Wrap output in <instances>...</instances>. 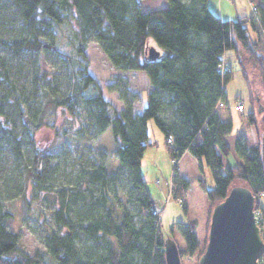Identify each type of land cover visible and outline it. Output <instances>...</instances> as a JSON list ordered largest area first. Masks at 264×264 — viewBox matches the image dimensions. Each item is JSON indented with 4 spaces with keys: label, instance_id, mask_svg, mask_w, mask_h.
Listing matches in <instances>:
<instances>
[{
    "label": "trees",
    "instance_id": "1",
    "mask_svg": "<svg viewBox=\"0 0 264 264\" xmlns=\"http://www.w3.org/2000/svg\"><path fill=\"white\" fill-rule=\"evenodd\" d=\"M4 1L29 34H0V142L8 144L14 156L21 157L22 146L33 145L43 126H54L60 110L77 117L79 109L84 108L91 136L111 127L119 168L111 172L97 162L82 166L80 178L85 180V189L80 181L79 189L58 190L59 205L52 206L51 213L59 231L47 229L46 252H25L13 229L14 213L0 203V264H165L161 217L152 214L156 204L141 173L143 152L150 143L146 127L150 117L163 133L169 158L179 160L188 152L199 163L203 159L211 169L214 187L207 188L199 179L210 203L208 218L213 205L235 180L254 195L264 191L260 137L252 145L241 136L228 143L232 123L217 111L218 105L226 102L224 82L232 72L229 66L224 71L219 67L227 49L234 50L241 63L244 57L254 66L264 86V0H257L256 12L244 19H221L207 0H168L166 6L154 10H142L138 0ZM37 23L65 25L79 58L39 37ZM2 25L0 20V30ZM250 28L256 30L255 37ZM150 38L156 46L149 43ZM90 39L99 44L114 69L144 72L150 88L140 113L133 109L136 96H128L129 81L119 74L113 75L115 83L108 89L118 92L123 108L118 113L110 112V103L87 71L84 49ZM1 50L16 55L47 50L68 61L66 91L58 89L48 76L37 74L29 91L22 89L11 80ZM246 117L250 124H256L253 111ZM78 131L83 134L84 127ZM54 133L59 142L66 129L59 126ZM231 151L238 160L224 162ZM172 171L171 192L176 200L189 181L179 172L177 163H173ZM121 178L127 180L133 209L110 193ZM43 181V175L26 169L18 189L25 212L34 208L37 198L33 190L43 188ZM196 226L191 219L175 221L169 227L170 233L176 229L184 240V246H178L181 261L193 254L198 259L204 250L206 239L201 246ZM263 260L264 253L260 264Z\"/></svg>",
    "mask_w": 264,
    "mask_h": 264
},
{
    "label": "rangeland",
    "instance_id": "2",
    "mask_svg": "<svg viewBox=\"0 0 264 264\" xmlns=\"http://www.w3.org/2000/svg\"><path fill=\"white\" fill-rule=\"evenodd\" d=\"M138 2L142 10H154L166 6L168 0H138ZM0 20L3 23L0 34L3 37L27 36L29 34L28 29L21 28V23L13 13V8L4 0H0ZM36 27L40 28V31H36L39 37L79 58L80 55L74 52L71 31L65 25L60 24L52 27L37 23ZM253 35V37L256 36L255 33ZM261 37H264V33ZM149 43L156 46L152 38L149 39ZM1 54L8 64L11 80L22 89L29 91L34 83V76L37 74L41 77L48 76L53 79L54 85L58 89L63 92L66 91L68 61L63 60L52 51L22 52L20 55H16L13 51L1 50ZM223 58L232 72L230 78L224 82L226 102L220 103L217 111L223 119L230 120L232 123L233 132L227 136V141L232 144L238 136H241L248 145H252L259 141V137L264 131V86L260 81L257 69L248 64L244 57L242 58L243 63H241V58L234 50L227 49L224 51ZM84 59L87 62L88 73L96 79L103 97L110 103L111 113L113 111L118 113L123 108V102L119 99L118 92L108 89L109 85L115 83L114 74H119L129 81L131 92L128 93V96L131 97L132 94L136 96L133 109L142 111L147 100L146 91L149 89L148 80L143 72L114 69L99 44L93 39L87 42L84 49ZM242 66L246 69V74H244ZM238 102L243 104L241 111L234 107ZM259 107H262L261 110ZM250 111L254 112L255 125L250 124L247 120L246 114ZM87 122L88 117L84 108L79 109L77 117L67 115L60 110L54 126H43L36 133L33 145L27 143L22 146L21 157L14 156L8 144L3 141L0 142V203L5 209L14 213L13 229L18 232L19 240L27 253L47 251L45 243L47 229L59 231L51 213V207L59 205L58 190L62 188L67 191L79 189L78 182L80 181L81 187L85 189V180L80 178L82 166L90 167L91 163L97 162L105 164L111 172L117 171L119 168L112 141L111 127L109 126L100 135L93 137ZM59 126L66 129V135L57 142L54 137V129ZM81 127H84L83 134L78 131ZM146 127L150 143L146 146L141 159V173L146 187L152 197L159 193L165 199L167 192H169L166 201L171 200L170 202L182 212H185L186 209V206L183 208V204L186 205V201H191L189 216L184 215L183 222L191 219L197 222L196 233L202 246L205 239L207 240L210 203L205 193L201 192L194 181L201 178L207 188L214 187L212 171L203 159H201L200 166L196 170L193 161L190 160L191 154H187L182 164L187 168L192 187L188 185L185 190L184 201H181L180 197L176 200L173 199L171 192L173 161L168 158L163 133L151 117L146 120ZM42 152L46 154H41ZM237 160L238 158L234 156L232 151L227 158H224V162ZM27 168L45 177V181L42 183L44 187L33 190L37 199L34 208L29 212L22 209L20 193H18V189L22 187L23 179L26 176ZM235 184H242V182L235 180L232 185ZM27 192H31V188H27ZM110 193L115 194L130 209H133L125 178L118 179ZM67 199L69 198L67 197ZM169 218L172 216H166L160 222V234L164 239L166 237L174 239L177 246L183 247L184 240L180 233L176 229L170 233L169 227L172 221ZM262 234L264 235V232ZM82 241L89 243L85 238ZM197 261L196 254H193L190 257H185L181 262L182 264H196Z\"/></svg>",
    "mask_w": 264,
    "mask_h": 264
},
{
    "label": "water",
    "instance_id": "3",
    "mask_svg": "<svg viewBox=\"0 0 264 264\" xmlns=\"http://www.w3.org/2000/svg\"><path fill=\"white\" fill-rule=\"evenodd\" d=\"M260 150L264 169V131ZM254 202V194L246 185L235 184L213 205L207 240L197 264L259 263L264 253V235L254 217ZM163 244L165 264H182L175 240L166 237Z\"/></svg>",
    "mask_w": 264,
    "mask_h": 264
},
{
    "label": "crops",
    "instance_id": "4",
    "mask_svg": "<svg viewBox=\"0 0 264 264\" xmlns=\"http://www.w3.org/2000/svg\"><path fill=\"white\" fill-rule=\"evenodd\" d=\"M207 3H208L209 7L212 10L217 12V14L220 16L221 19H236V18H243L244 19L245 17L250 16V15L253 14V12L251 11L250 5L248 3V0H207ZM255 25H257V23ZM255 31L256 30L250 28V32L254 33ZM224 64H225V62H224ZM226 66H228V65H226ZM148 86L150 88L149 83H148ZM148 91H149V89H147L146 92H148ZM134 111L140 113V111H137L136 109H134ZM187 154H189V153L185 152L182 155V157L179 159L178 165H179V170L182 173V176L186 177L189 180V176L187 174V168L185 167V165L183 166V164H182L184 159L186 158ZM190 156H191L190 160L193 161L194 168H196V170H197L198 167L200 166L199 165V161L194 156H192V155H190ZM168 158H169V156H168ZM194 183H195L196 186H198V188L204 194V191L202 190V188H201V186L199 184V178H198L197 181H194ZM189 186L192 187L191 181L189 183ZM168 193L169 192H167V196H168ZM154 195H153V199H154V202H155L156 206L161 208V213H160L161 221L166 216L167 217H171L172 216V218H169V219H171L172 222L173 221H183L185 219L184 215H186V214L189 216L188 213H190L189 210L191 208V203H190L191 201L190 200L186 201L185 212H182V211H180L178 209L177 206H175L173 203L170 202L171 200L166 201L167 196H166L165 199H163V197L159 193H156ZM192 218L197 219L196 217H192Z\"/></svg>",
    "mask_w": 264,
    "mask_h": 264
},
{
    "label": "built area",
    "instance_id": "5",
    "mask_svg": "<svg viewBox=\"0 0 264 264\" xmlns=\"http://www.w3.org/2000/svg\"><path fill=\"white\" fill-rule=\"evenodd\" d=\"M249 3L251 5V11L252 12H256L257 10V0H249ZM220 69L221 71H224L227 69V66L222 63L220 64ZM235 109L237 110H243V104L241 102H238L235 104ZM168 142H171V136L168 137ZM173 163H179V160H174L172 159ZM178 170H179V165H178ZM186 194V192H183V195L180 196V200L183 201L184 200V195ZM253 212H254V217L256 220V223L258 225L259 230L263 233L264 232V191H260L256 196H255V202H254V207H253ZM160 213H161V208L154 206V208L152 209V214L154 215H158L160 218ZM261 261V259H260ZM260 261L258 264H260Z\"/></svg>",
    "mask_w": 264,
    "mask_h": 264
}]
</instances>
